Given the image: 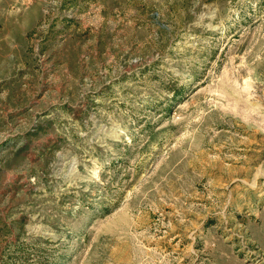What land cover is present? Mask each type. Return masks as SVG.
I'll use <instances>...</instances> for the list:
<instances>
[{"label":"rangeland","instance_id":"obj_1","mask_svg":"<svg viewBox=\"0 0 264 264\" xmlns=\"http://www.w3.org/2000/svg\"><path fill=\"white\" fill-rule=\"evenodd\" d=\"M0 264H264V0H0Z\"/></svg>","mask_w":264,"mask_h":264}]
</instances>
